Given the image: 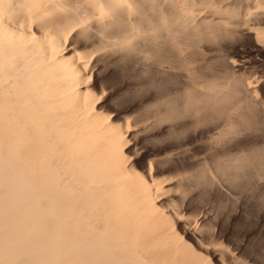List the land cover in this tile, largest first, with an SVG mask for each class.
Returning a JSON list of instances; mask_svg holds the SVG:
<instances>
[{
    "label": "rangeland",
    "instance_id": "obj_1",
    "mask_svg": "<svg viewBox=\"0 0 264 264\" xmlns=\"http://www.w3.org/2000/svg\"><path fill=\"white\" fill-rule=\"evenodd\" d=\"M83 1L89 28L55 29L61 70L38 83L36 133L69 141L81 170L113 182L108 216L135 237L161 233L162 264H264L223 215L230 202L264 207V0ZM97 87L115 91L101 102ZM22 209L0 163V264H56Z\"/></svg>",
    "mask_w": 264,
    "mask_h": 264
},
{
    "label": "bare ground",
    "instance_id": "obj_2",
    "mask_svg": "<svg viewBox=\"0 0 264 264\" xmlns=\"http://www.w3.org/2000/svg\"><path fill=\"white\" fill-rule=\"evenodd\" d=\"M89 20L83 0H0V163L10 192L20 196L26 220L37 224L39 242L52 247L56 264H162L161 233L151 239L135 237L108 216L113 182L81 170L74 163L81 156L69 141L36 133L38 83L49 79L48 70H61L55 65L60 61L51 60L64 44L55 29L77 26L84 31ZM95 34L104 43L101 30ZM114 39V47L126 46L125 39ZM71 86L65 83L44 99ZM153 170L151 164L148 175L154 181ZM197 218L192 220L196 225Z\"/></svg>",
    "mask_w": 264,
    "mask_h": 264
},
{
    "label": "snow or ice",
    "instance_id": "obj_3",
    "mask_svg": "<svg viewBox=\"0 0 264 264\" xmlns=\"http://www.w3.org/2000/svg\"><path fill=\"white\" fill-rule=\"evenodd\" d=\"M71 41V38H70ZM237 68L248 66L252 64L251 60L240 61L237 59L234 61ZM257 72H264V65H260L257 67ZM264 83V81H261ZM109 87L105 85V88ZM113 91H103L99 87H97V92H102L101 102H105L106 98L109 97ZM119 103L117 101L113 102L112 111L114 115L117 114V111L120 110V107H117ZM131 135V133L129 134ZM132 148V141L129 140L127 145V149ZM126 149V150H127ZM141 156H143V152H137L132 155V162L135 163ZM147 174V173H145ZM229 201H231V197H229ZM244 201L241 200L236 206L233 208L232 203L230 202L227 208H223V215L229 217L228 223L229 227L233 228L234 235L236 240L240 243L248 242L251 246H259L262 253H264V207H262L257 214L255 209L249 206V209H245L243 207ZM231 209V211H229ZM214 264H217L218 260L213 258Z\"/></svg>",
    "mask_w": 264,
    "mask_h": 264
}]
</instances>
